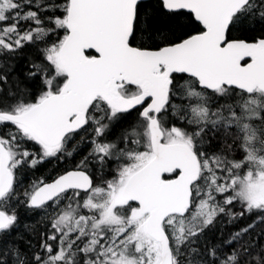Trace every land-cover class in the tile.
I'll use <instances>...</instances> for the list:
<instances>
[{"label": "snow or ice", "instance_id": "obj_1", "mask_svg": "<svg viewBox=\"0 0 264 264\" xmlns=\"http://www.w3.org/2000/svg\"><path fill=\"white\" fill-rule=\"evenodd\" d=\"M0 264H264V0H0Z\"/></svg>", "mask_w": 264, "mask_h": 264}]
</instances>
